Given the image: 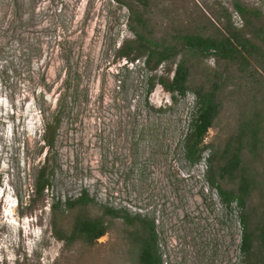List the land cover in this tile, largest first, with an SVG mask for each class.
<instances>
[{
	"label": "rangeland",
	"instance_id": "1",
	"mask_svg": "<svg viewBox=\"0 0 264 264\" xmlns=\"http://www.w3.org/2000/svg\"><path fill=\"white\" fill-rule=\"evenodd\" d=\"M32 1L36 9L30 40L42 47L32 69L34 81L22 63V27L13 23L11 0H0V68L18 70L9 78L0 73V264H76L79 257L100 261L105 253L99 245L76 244L66 250L53 235L51 205H64L83 192L98 207L153 220L162 264H244V210L236 203L223 204L207 181L213 149L207 148L196 165L185 156L195 95H173L157 82L159 77L173 78L175 63L151 74L143 60L128 63L116 57L122 41L131 38L129 10L116 0ZM236 3L258 11L255 25L264 24V0H149L151 32L161 38L220 29L226 24L225 12L240 29L245 22L234 9ZM62 39L68 43L65 54ZM203 67L225 70L213 58ZM260 74L239 81L240 92L228 103L257 107L264 92ZM42 76L51 87L48 93L38 81ZM152 76L157 77L156 87L150 93ZM233 91L236 87L229 89ZM62 99V123L49 150L43 120L58 114ZM222 129L225 124L210 130L204 144L215 143ZM48 159L54 168L52 185L44 203L31 209L36 175Z\"/></svg>",
	"mask_w": 264,
	"mask_h": 264
},
{
	"label": "trees",
	"instance_id": "2",
	"mask_svg": "<svg viewBox=\"0 0 264 264\" xmlns=\"http://www.w3.org/2000/svg\"><path fill=\"white\" fill-rule=\"evenodd\" d=\"M148 1L116 0L129 10L126 26L131 33V38L120 44L116 57L126 59L128 63L143 60L145 69L151 74L158 72L164 64L175 63L173 78L159 77L157 82L173 95L184 98L190 91L195 95L190 132L184 140L186 159L191 164H199L205 150L209 147L213 149L207 160V181L218 191L223 204L230 207L236 203L244 210L241 220L245 228L240 244L244 264H264V92L257 107L241 105L236 101L228 103L233 95L240 92L239 81L246 83L259 71L264 88V24L255 25L261 15L256 10L236 3L234 9L245 22L240 29L234 26L232 15L225 12L223 16L226 24L220 29L203 28L157 38L149 25ZM9 6L14 11L11 15L13 23L22 27L18 38L22 41V51H25L22 63L27 78L34 81L36 77L32 69L42 53L41 42L30 40L36 6L32 0H11ZM24 10H28L27 16L23 14ZM216 20L221 22V17L216 16ZM12 35L17 36L14 30ZM67 44L66 39L60 41L62 54L68 52ZM3 54L4 48L0 43V57ZM211 58L218 65L223 64L225 70H206L203 64ZM64 63L69 67V57L66 55ZM231 69H234L232 74ZM67 71L70 73L69 68ZM0 73L9 78V74L17 75L18 70L1 66ZM151 78L150 93L156 87L157 77ZM38 81L43 84L46 93L50 92L51 87L44 76ZM235 87L236 91L229 92ZM64 101L61 100L57 115L43 120L47 131L44 141L49 150L55 146L57 130L62 123ZM224 124L226 130L222 129L215 143L205 145L210 130L222 128ZM53 174L54 168L48 159L36 175L34 194L30 199L31 209L38 203H44V195L52 185ZM51 213L53 235L63 242L66 250L76 244L91 248L99 245L103 248L105 255L100 261L87 262L79 257L76 258V264H162L155 223L147 217L98 207L86 192L64 205L61 202L53 203ZM253 216L259 219L257 223ZM118 220L121 223L116 226ZM113 233L114 239L98 243L101 237Z\"/></svg>",
	"mask_w": 264,
	"mask_h": 264
},
{
	"label": "flooded vegetation",
	"instance_id": "3",
	"mask_svg": "<svg viewBox=\"0 0 264 264\" xmlns=\"http://www.w3.org/2000/svg\"><path fill=\"white\" fill-rule=\"evenodd\" d=\"M105 238H107V240H108V238H109V234H106L105 236L101 237V238L99 239V241L103 243V240H104Z\"/></svg>",
	"mask_w": 264,
	"mask_h": 264
},
{
	"label": "built area",
	"instance_id": "4",
	"mask_svg": "<svg viewBox=\"0 0 264 264\" xmlns=\"http://www.w3.org/2000/svg\"><path fill=\"white\" fill-rule=\"evenodd\" d=\"M157 232V231H156ZM158 235V234H157Z\"/></svg>",
	"mask_w": 264,
	"mask_h": 264
}]
</instances>
